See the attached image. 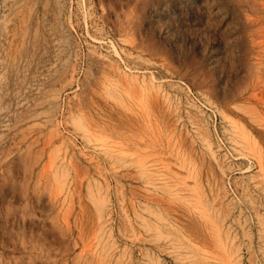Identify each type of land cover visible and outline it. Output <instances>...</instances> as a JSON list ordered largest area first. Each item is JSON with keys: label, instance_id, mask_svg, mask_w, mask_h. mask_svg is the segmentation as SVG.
<instances>
[{"label": "rangeland", "instance_id": "rangeland-1", "mask_svg": "<svg viewBox=\"0 0 264 264\" xmlns=\"http://www.w3.org/2000/svg\"><path fill=\"white\" fill-rule=\"evenodd\" d=\"M0 264H264V0H0Z\"/></svg>", "mask_w": 264, "mask_h": 264}, {"label": "bare ground", "instance_id": "bare-ground-1", "mask_svg": "<svg viewBox=\"0 0 264 264\" xmlns=\"http://www.w3.org/2000/svg\"><path fill=\"white\" fill-rule=\"evenodd\" d=\"M122 148V147H121ZM172 157V156H171ZM177 161V160H176ZM178 166V165H177ZM180 166V165H179Z\"/></svg>", "mask_w": 264, "mask_h": 264}]
</instances>
